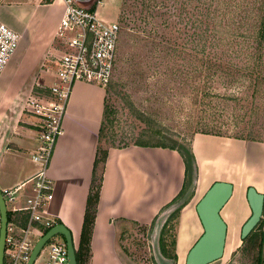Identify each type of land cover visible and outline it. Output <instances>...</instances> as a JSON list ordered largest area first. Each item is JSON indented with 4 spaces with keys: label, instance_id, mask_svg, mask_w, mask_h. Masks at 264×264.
I'll return each instance as SVG.
<instances>
[{
    "label": "rangeland",
    "instance_id": "1",
    "mask_svg": "<svg viewBox=\"0 0 264 264\" xmlns=\"http://www.w3.org/2000/svg\"><path fill=\"white\" fill-rule=\"evenodd\" d=\"M100 1L97 12L108 20L118 21L121 28L114 75L105 87L103 147H122L140 141L165 143L186 158L189 177L193 179L192 189L166 206L156 219L159 225L165 224L174 209L189 196L191 231H187L184 253L179 254L176 262L160 253V232L153 231L156 223L148 231L144 226L130 225L126 232L120 233L122 255L139 264H184L186 253L203 231L195 205L208 187L219 180L233 181L234 191L221 210L227 224L225 255L213 264H264V244L259 248L263 228H254V243L246 240L252 232L240 239L241 226L251 213L246 189L253 185L261 189L260 182L264 185V79L257 88L253 87L255 81L250 76L253 63H250L248 72L240 71L244 74L242 79L238 74L226 79L220 73V81L211 86L206 82L204 36L198 33L206 26L203 0ZM215 2L220 4V0ZM228 2L242 6L240 16L245 34L236 36L235 44L241 41L246 44L237 45L234 51L243 56L259 54L264 71V39L260 43L253 40L264 14L261 1ZM245 2L250 9L243 6ZM143 3H149L150 9L145 6L141 12ZM248 14L254 16L253 21ZM215 132L222 135H214ZM253 132L259 133L260 141L251 140ZM203 141L209 144L205 149L207 154L198 158L194 154L195 143ZM224 158L226 164L221 160ZM21 193L31 190L27 187ZM178 220L179 215L171 224L176 226ZM54 239L63 237L55 235Z\"/></svg>",
    "mask_w": 264,
    "mask_h": 264
},
{
    "label": "crops",
    "instance_id": "2",
    "mask_svg": "<svg viewBox=\"0 0 264 264\" xmlns=\"http://www.w3.org/2000/svg\"><path fill=\"white\" fill-rule=\"evenodd\" d=\"M95 1L79 0L85 5ZM62 11L61 0H0V20L20 35L16 52L0 73V189L25 180L37 168L31 160V152L36 146V118L24 114L23 105L30 93L42 91V87L47 89L54 81L55 61L62 47L61 39L56 38L55 33ZM105 90L88 82L74 85L62 132L55 143L48 168L53 190L48 211L70 231L76 247L94 160L98 146L103 147L101 128ZM197 143L194 154L199 158L207 154L205 149L209 144L204 141ZM105 148L107 157L92 227L88 264H139L122 255L119 234L126 232L130 225L144 226L148 231L155 223L153 231L160 232L164 224L159 225L156 219L166 206L180 198L177 195L182 189V194L192 189L193 179L189 177V168L183 157L175 149L136 144ZM221 160L226 164L225 158ZM228 182L233 184V181ZM254 187L264 193L261 182V189ZM189 217L191 214L186 203L176 224L177 257L184 253L187 231H191Z\"/></svg>",
    "mask_w": 264,
    "mask_h": 264
},
{
    "label": "built area",
    "instance_id": "3",
    "mask_svg": "<svg viewBox=\"0 0 264 264\" xmlns=\"http://www.w3.org/2000/svg\"><path fill=\"white\" fill-rule=\"evenodd\" d=\"M61 2L63 11L55 37L61 39L62 47L55 61L54 81L47 89L30 93L23 105V113L36 118L31 160L37 168L25 180L0 189L6 212L1 264H29L37 243L58 224L48 211L53 199L48 168L69 98L77 82L107 87L118 57L120 25L97 12L100 0L89 5L79 0ZM19 41L20 35L0 20V73ZM27 187L31 193H21ZM1 225L0 212V229ZM55 235L41 245L31 264L69 263L66 241L55 240ZM73 247L76 250L78 246L73 243Z\"/></svg>",
    "mask_w": 264,
    "mask_h": 264
},
{
    "label": "trees",
    "instance_id": "4",
    "mask_svg": "<svg viewBox=\"0 0 264 264\" xmlns=\"http://www.w3.org/2000/svg\"><path fill=\"white\" fill-rule=\"evenodd\" d=\"M215 1L216 0H203L204 9H205V12L203 13V19L205 18L206 20V26H204L200 30V32H198L204 36L203 37L204 41L202 45L203 47L202 49H204L203 50V53L205 56L204 58L206 61L203 67L204 78L206 82L209 83L210 86L214 82L220 81V73H223V77L226 79L232 76L233 78H235V74H238L237 76L242 79L244 77V74H242L240 71L248 72L250 63H253V65L251 66V70H250L251 72L250 76L252 77L253 81H255V83L253 84V87L257 88V85L261 83L260 80L264 79V71L261 70V67H260L262 63L260 60L261 56H259V54L257 53L255 54V56L253 54L252 55L247 54L243 56L242 54H237L234 51L237 45H240L242 47L246 44L244 43V41H241L237 45L235 44L236 36L245 34L244 33L245 31L242 30V26L244 25V23L241 24L242 18L240 16L242 6L238 2L231 4L228 2L229 0L225 2L220 0V4H221L220 6V4H217ZM259 1H261V4H262L261 8H264V0H259ZM145 6L150 9L149 3H146V4L143 3V6L141 7L142 9L140 10L141 12L144 10L143 8ZM243 6H247L249 7V9L251 7L246 2ZM136 10H138V8H136ZM122 18H125V16H122ZM248 18L249 19L251 18V21L254 20L253 15L248 14ZM248 18L245 17V20L248 21ZM257 19L258 17L255 19L253 23H255ZM222 20L224 21L222 22ZM132 21L134 23L136 22L135 19H132ZM256 30L257 31L255 32L257 34L255 35V38H253V40L260 43V41L264 39V14L260 17L259 27L257 25ZM120 32H121V28H120ZM249 37L251 38V36H248L247 38ZM240 46L238 47L241 48ZM205 48H206V51H205ZM115 67H116V64H115ZM115 67H114V70H115ZM113 75H114V72H113ZM257 79H259V81H257ZM102 128H101V132H102ZM213 134L222 135L219 132H215ZM257 135L258 137H255ZM251 136H253L251 140L260 141L261 139V137H259L258 132L257 133L253 132ZM131 144L175 149L181 154V156L184 159V162L186 163V167H188V162L186 158L182 155V153L178 149H176L173 146H169L161 142L160 143H147V142H141V141L136 142V143H131ZM128 145L130 144H124L123 146H128ZM106 157H107V148L102 147L101 145L98 146L96 157L94 160V167H93V172H92L89 193L87 195V200H86V208H85V213H84V218H83V223H82V228H81V233H80V239H79L78 247L75 250L76 264H88L90 257H91L90 240H91L92 227H93V222H94L95 213H96V207H97V203L99 200V192H100V187H101V182H102V172H103L104 163L106 161ZM186 171H187V168H186ZM182 192H183V189L182 191H180V193L177 196L178 197L180 196V198H182L185 195V193L182 194ZM188 200H189V196L185 197L183 201H181V203L178 205V207L174 209V211L171 213L170 218L162 226L160 230V234H159V251L163 256L171 260L173 263H175L177 260V256L175 253L176 226L171 224V220L175 216L179 215L181 208L188 202ZM174 202L172 201V203ZM58 224H61V221L58 220ZM257 228H263L262 229L263 231L260 234L261 240H263L264 208H263V213H262V219L259 221ZM248 239L252 240L253 243L256 241L255 231L254 232L252 231V233L248 236L246 240ZM261 244H262V241L259 244V248Z\"/></svg>",
    "mask_w": 264,
    "mask_h": 264
},
{
    "label": "water",
    "instance_id": "5",
    "mask_svg": "<svg viewBox=\"0 0 264 264\" xmlns=\"http://www.w3.org/2000/svg\"><path fill=\"white\" fill-rule=\"evenodd\" d=\"M233 184L228 181L213 182L195 205L196 214L202 226V233L188 250L184 264H209L222 258L225 250L227 224L221 217V210L233 194ZM246 200L250 215L242 224L240 239L244 240L258 225L264 208V193L254 186L246 189ZM0 212L2 225L0 229V264L2 259L3 235L6 222L4 202L0 192ZM60 234L64 237L68 249V264H76L75 250L70 231L61 224L49 229L34 248L29 264L41 245L51 236Z\"/></svg>",
    "mask_w": 264,
    "mask_h": 264
},
{
    "label": "bare ground",
    "instance_id": "6",
    "mask_svg": "<svg viewBox=\"0 0 264 264\" xmlns=\"http://www.w3.org/2000/svg\"><path fill=\"white\" fill-rule=\"evenodd\" d=\"M197 145H198V143H197ZM209 163V162H208ZM207 164V163H206ZM210 164V163H209ZM218 166L221 168V163H218ZM224 255H225V253H224ZM224 255H223V257H224Z\"/></svg>",
    "mask_w": 264,
    "mask_h": 264
}]
</instances>
